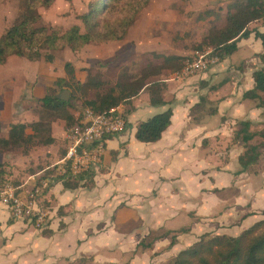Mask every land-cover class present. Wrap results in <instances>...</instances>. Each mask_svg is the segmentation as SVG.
I'll use <instances>...</instances> for the list:
<instances>
[{
    "label": "crops",
    "instance_id": "crops-1",
    "mask_svg": "<svg viewBox=\"0 0 264 264\" xmlns=\"http://www.w3.org/2000/svg\"><path fill=\"white\" fill-rule=\"evenodd\" d=\"M249 31L248 36L235 41L233 52L205 70L181 79L171 78L174 72L163 75V105L149 104L145 86L118 104L125 127L105 138L99 164L74 176L79 180L73 188L62 185L64 179L56 170L66 148V128L61 119L34 108L38 116L29 121L3 125L0 119L4 133L8 123L37 121L42 116L54 139L28 149L39 146L37 150H42L47 159L38 165L37 161L35 166L13 174L9 166L0 163L8 178L18 183L20 196L27 197L38 187L36 197L43 199L47 209L45 228L38 230L26 218H12L0 203V264H141L149 255H173L201 234L235 236L261 219L264 105L258 99L243 98L242 93L253 87L254 71L264 74V44L253 34L258 31L264 35V21ZM137 45L125 46L120 60L114 54L104 62L129 61ZM160 54L186 57L191 51ZM85 70L84 78L76 80L86 79ZM7 101H0V111ZM9 103L11 106L10 98ZM74 107L72 115L78 119L82 108ZM167 108L171 110L169 123L158 139L142 142L134 138L138 123ZM238 121L249 122L252 138L247 143L233 138ZM246 146H255L257 157L242 169L237 158ZM8 149L14 148L1 150ZM18 150L21 158L32 160L31 153ZM45 174L49 179L42 188ZM156 231L167 234L153 238L149 247L133 257L138 243ZM172 235L174 241L169 244Z\"/></svg>",
    "mask_w": 264,
    "mask_h": 264
},
{
    "label": "trees",
    "instance_id": "trees-1",
    "mask_svg": "<svg viewBox=\"0 0 264 264\" xmlns=\"http://www.w3.org/2000/svg\"><path fill=\"white\" fill-rule=\"evenodd\" d=\"M16 1L20 11L19 18L0 35V63H3L9 55L24 57L30 61L42 58L50 63L53 61V54L47 51L64 46L70 50H77L88 43L121 40L148 0H91L86 10L78 15L79 24H73L61 33H58L56 29L38 24L37 7L45 4V0ZM223 9L221 18H217L218 21L220 19L218 24L215 19L216 14H213L215 11L210 9L199 11L195 16V20L200 22L210 16L214 17L202 37L203 43L196 45L195 49H200L201 45L209 46L218 60L235 50V41L238 38L248 36L250 31L245 27L248 23L264 21L263 0H230ZM253 34L264 44L262 33L254 31ZM150 55L161 58L159 64L147 62L136 76L120 71L117 81L110 88L103 93H95L91 99L83 97L80 105L77 106L82 109L88 108L94 113H101L110 107L125 103L143 86L148 92L150 105H163L161 91L165 88V84L161 81L160 75L178 71L189 56L153 52ZM98 62L100 61H96L97 64ZM63 70L64 74L73 75L74 66L65 62ZM85 71L86 79L83 82L76 80L71 83L65 77H56L53 86L65 85L73 91L72 87L75 85L76 89H80L84 94L90 89H97L102 83L99 78L100 73L92 70V67ZM253 82V87L244 91L242 97L258 99L259 103L264 105V99H262L264 74L261 70L253 72ZM44 91L43 96L31 103L34 109H37L40 114L44 111L50 112L55 118L64 122L66 129L77 122L79 118L75 119L72 115V110L76 108L72 107L71 96L66 101L59 99L52 85L46 86ZM170 114L171 110L167 108L138 123L134 138L142 142L155 141L168 125ZM237 124L238 128L233 132L234 140L247 143L252 138V133L248 131L249 122L238 121ZM52 142L54 139L49 135L48 124L41 120L8 123L4 133L0 124L1 149L15 148L25 153L35 143L45 145ZM64 152H61L62 156ZM256 157V147L246 146L237 161L242 169H246L256 160ZM78 178V176L65 178L62 185L73 188ZM0 180H9L13 186L18 184L15 180L8 178L1 166ZM164 234L167 233L153 238L164 236ZM173 241L172 235L169 244ZM138 245L150 246L149 242L144 244L141 241ZM163 264H264V212L261 219L242 229L236 236L213 233L199 235L196 241L179 250Z\"/></svg>",
    "mask_w": 264,
    "mask_h": 264
},
{
    "label": "rangeland",
    "instance_id": "rangeland-1",
    "mask_svg": "<svg viewBox=\"0 0 264 264\" xmlns=\"http://www.w3.org/2000/svg\"><path fill=\"white\" fill-rule=\"evenodd\" d=\"M45 4L38 5L39 25L56 29L58 33L68 29L73 24H79L78 15L83 13L87 4L91 0H45ZM230 0H148L146 5L136 15L133 23L128 27L124 40L116 42H106L103 44L88 43L77 50H70L68 47H60L55 50L47 51L53 54L52 62H45L42 58L34 61L24 57L9 55L3 63H0V101L8 99L2 107L1 118L3 125L7 121H29L38 116L33 113L34 109L30 105L39 95H43L44 89L52 82V87L59 94L64 89L68 92V99L71 96L72 107L80 105L83 97L93 98L95 93H103L110 88L116 81L120 71L128 72L131 75H138L140 69L144 68L147 62L159 64L161 58L150 55L153 53H190L195 50L196 45L202 44V37L206 33L208 26L213 20V16L204 21H196V13L205 9L215 11V19L221 18L223 7ZM220 9V10H219ZM222 9V10H221ZM19 8L16 0H0V35L14 21L19 18ZM214 19V20H215ZM258 22H250L245 27L253 30L258 27ZM138 42L135 52L129 61L104 62L105 58L112 57L114 54L125 53V49L130 44ZM126 46V47H125ZM203 46L201 45L200 49ZM198 49V50H200ZM95 60H99L98 64ZM69 62L76 71L74 75L64 74L63 63ZM93 67L94 71L100 73L101 84L97 89H90L85 94L72 87L73 91L65 85L57 87L54 85L56 75L63 73L65 79L71 83L76 79L82 80L86 67ZM235 67V65H231ZM229 70V69H228ZM165 73V72H164ZM55 75V76H54ZM169 75V74H168ZM163 75H160L162 77ZM46 83H45V80ZM61 87V88H60ZM36 95V96H34ZM140 96V95H138ZM11 99V106L9 103ZM67 99V100H68ZM35 116H34V115ZM40 119L46 121L42 116ZM39 146L25 152L31 153L32 160L27 161L21 158L18 149H0V163L9 166L13 174L19 173L29 165H38L43 158L42 150H37ZM37 151V152H36ZM35 152V154H34ZM23 153V152H22ZM50 154L47 153V156ZM160 231L149 234L141 243L150 245L154 236H158ZM236 236V235H235ZM197 240V239H196ZM195 240V241H196ZM145 248L138 245L134 248L132 256ZM144 253V252H142ZM177 253V252H176ZM175 253V254H176ZM144 255V254H143ZM146 255V254H145ZM144 255V256H145ZM174 255V254H173ZM173 255L162 254L158 256L149 255L148 260L140 261L141 264H150L156 261L158 264L166 263ZM142 256V255H141ZM146 258V256H145Z\"/></svg>",
    "mask_w": 264,
    "mask_h": 264
},
{
    "label": "built area",
    "instance_id": "built-area-1",
    "mask_svg": "<svg viewBox=\"0 0 264 264\" xmlns=\"http://www.w3.org/2000/svg\"><path fill=\"white\" fill-rule=\"evenodd\" d=\"M217 61V55L211 47L195 49L183 66L172 73L171 78L181 79L203 71ZM125 125L124 115L118 105L101 113H94L88 108L82 109L77 122L66 129V148L59 159L57 174L63 179L72 178L97 167L105 138L122 131ZM48 179L47 176L41 180L42 188L48 183ZM17 189L18 185L13 186L9 180H0V203L5 205L12 218H26L36 229L45 228L47 209L42 203L43 199L36 197L40 189L34 187L27 197L20 196Z\"/></svg>",
    "mask_w": 264,
    "mask_h": 264
},
{
    "label": "water",
    "instance_id": "water-1",
    "mask_svg": "<svg viewBox=\"0 0 264 264\" xmlns=\"http://www.w3.org/2000/svg\"><path fill=\"white\" fill-rule=\"evenodd\" d=\"M57 97L63 101L68 99V92L66 90H61Z\"/></svg>",
    "mask_w": 264,
    "mask_h": 264
}]
</instances>
